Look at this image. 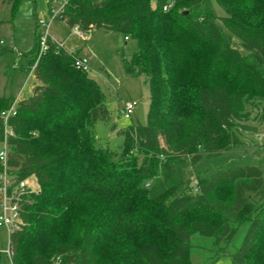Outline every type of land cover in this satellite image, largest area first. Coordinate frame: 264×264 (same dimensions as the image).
Segmentation results:
<instances>
[{
    "label": "trees",
    "instance_id": "16d2710c",
    "mask_svg": "<svg viewBox=\"0 0 264 264\" xmlns=\"http://www.w3.org/2000/svg\"><path fill=\"white\" fill-rule=\"evenodd\" d=\"M7 1L14 13L22 0ZM217 1L225 15L212 0H67L56 19L70 28L137 40L125 69L147 77L150 103L145 124L111 126L121 152L97 144L96 123L110 124L98 81L51 37L39 54L36 26V84L6 142L10 173L39 192L21 202L12 264H193L195 235L220 257L242 227L233 262L264 264V168L195 171L243 144L240 122L264 119V0ZM15 100L0 97L2 141Z\"/></svg>",
    "mask_w": 264,
    "mask_h": 264
},
{
    "label": "rangeland",
    "instance_id": "374dc122",
    "mask_svg": "<svg viewBox=\"0 0 264 264\" xmlns=\"http://www.w3.org/2000/svg\"><path fill=\"white\" fill-rule=\"evenodd\" d=\"M212 4L218 16L225 15L217 0ZM61 7V0H22L15 12L7 0H0V97H13L16 100L28 96L36 82L31 68L30 52L36 43V26L41 33L48 32L54 39L64 41L69 49H75L90 60L89 75L95 78L104 93L106 104L110 109V124L98 121L95 126L97 144L109 146L115 152H121L124 138L118 129L130 124H145L150 103V92L145 75L134 76L125 69V61L137 50V40L125 34L98 28L92 32L79 35L75 28H70L62 20L52 17L51 8ZM128 101L136 102L131 118H125L121 109ZM260 112V111H259ZM243 144L232 150L231 154L206 158L196 166L195 171L204 173L219 166L233 164H256L264 168V119H252L240 122ZM0 139V150L4 148ZM194 171V169H193ZM195 175V174H194ZM190 175V177H194ZM30 186L38 188L34 176L29 178ZM246 227H242L226 248L224 255L215 254L212 237L195 235L197 244L191 252L193 264H235L231 254L241 244ZM9 247V230L0 225V249ZM0 264H12L6 253H0Z\"/></svg>",
    "mask_w": 264,
    "mask_h": 264
},
{
    "label": "built area",
    "instance_id": "2783aa9c",
    "mask_svg": "<svg viewBox=\"0 0 264 264\" xmlns=\"http://www.w3.org/2000/svg\"><path fill=\"white\" fill-rule=\"evenodd\" d=\"M67 3V0H61V7L51 8V13L53 18H57L64 11V7ZM173 2H169L164 5V10L172 7ZM76 32L79 35H83V31L79 27H74ZM48 37H51L48 32L41 33V46L39 54H42L48 47L47 40ZM127 38V37H126ZM54 40V39H53ZM58 46L65 48L70 54L73 55V62L76 68L88 71L90 70V60L86 55L81 54L75 49H69L66 47L64 41L54 40ZM16 101L11 105L8 110L2 111L1 118L4 122V148L0 150V160L3 165L2 170L0 171V225H4L8 228L9 234L15 229H19L22 225L21 218V202L24 198L28 197L31 193L39 192V188L34 189L30 186L29 178L27 179H18L16 175L10 173V169L7 164L8 158V146H7V136L11 134L12 131L8 126V119L11 115L16 113ZM136 102L128 101L124 104L121 109V113L125 118H131L132 114L135 111ZM0 253H6L11 259L13 254V248L10 245L8 249H0ZM53 264H62L61 258L57 257Z\"/></svg>",
    "mask_w": 264,
    "mask_h": 264
},
{
    "label": "crops",
    "instance_id": "0c3cea01",
    "mask_svg": "<svg viewBox=\"0 0 264 264\" xmlns=\"http://www.w3.org/2000/svg\"><path fill=\"white\" fill-rule=\"evenodd\" d=\"M51 38H52V37H51ZM52 39H54V38H52ZM54 40H57V39H54ZM34 84H36V82H35ZM33 86H34V85H33ZM32 89H33V87H32ZM29 95H30V94H29ZM24 97H26V96H24ZM24 97H23V98H24ZM19 99H22V98H19ZM19 99H18V100H19Z\"/></svg>",
    "mask_w": 264,
    "mask_h": 264
}]
</instances>
